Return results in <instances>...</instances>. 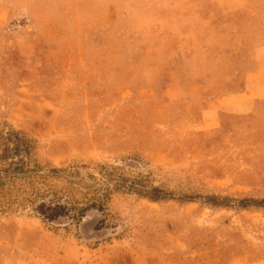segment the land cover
Listing matches in <instances>:
<instances>
[{"label":"rangeland","instance_id":"1","mask_svg":"<svg viewBox=\"0 0 264 264\" xmlns=\"http://www.w3.org/2000/svg\"><path fill=\"white\" fill-rule=\"evenodd\" d=\"M25 1L0 5V152L10 130L31 142L26 170L0 188V264H264V205L238 206L264 200V104L215 105L243 82L240 31L214 22L223 8L99 0L87 27L77 1L30 6L66 24L26 21ZM244 4L243 18H264V0ZM40 202L95 207L48 222Z\"/></svg>","mask_w":264,"mask_h":264},{"label":"crops","instance_id":"2","mask_svg":"<svg viewBox=\"0 0 264 264\" xmlns=\"http://www.w3.org/2000/svg\"><path fill=\"white\" fill-rule=\"evenodd\" d=\"M6 1L7 0H0V5L5 4ZM34 1L35 0L25 1L26 21L37 24L40 22L66 24L68 22L67 20H56L52 17L54 15V11L51 9L52 5H49L48 11L45 13L39 14L35 12L34 7L30 8V6L34 5ZM62 1L60 2L64 5L66 11V7L71 1ZM74 1H77V4L79 3L81 8L85 7V11L80 9V13L82 11L84 12V17L81 21H83L84 24H87V27L89 24L97 22L98 12L101 7L99 0ZM214 1L218 6L223 8V13H219L214 22L219 23L226 34H231L233 29L240 31L242 41L234 47L235 50L233 55L238 70L243 72L241 90L218 98L215 105L218 112L246 114L255 109L257 102L264 104V18L257 13L253 14L254 16L250 15L247 18H243L238 13V10L244 7V0H241L242 4L238 6L239 8H233V3L230 0H222V2L220 0ZM54 2L57 3L56 1ZM60 4L57 3V5ZM6 6L8 5L6 4ZM7 11L11 12L9 9H7ZM45 14L47 15L45 16ZM7 15L9 14L7 13ZM20 17H23V15L21 14ZM17 21H22V19ZM90 29L93 32L94 29L91 27ZM28 40L33 46L35 45L32 36H29Z\"/></svg>","mask_w":264,"mask_h":264},{"label":"trees","instance_id":"3","mask_svg":"<svg viewBox=\"0 0 264 264\" xmlns=\"http://www.w3.org/2000/svg\"><path fill=\"white\" fill-rule=\"evenodd\" d=\"M1 152H0V163L5 167L1 169L3 176H0V188L5 184L6 179L16 177L19 172L26 170L27 159L31 154V142L28 138L21 135L19 132L10 130L1 136ZM123 184V182L121 183ZM126 188L132 189L137 194L147 198L152 202L170 199L169 195L166 194L161 188L151 186L149 190L143 189L139 180H133L130 184H124ZM217 196H208L207 201L212 205H219L221 202ZM264 200H253L249 198H242L238 201V206L246 208L250 206H263ZM95 207L94 204L87 205L83 208H73L76 210L72 213V208L60 204V203H49L40 202L36 206V212L48 222H57L65 218H74L80 221L87 210Z\"/></svg>","mask_w":264,"mask_h":264}]
</instances>
